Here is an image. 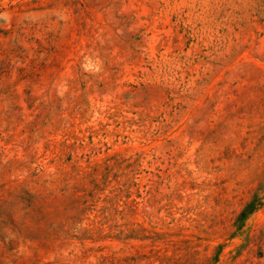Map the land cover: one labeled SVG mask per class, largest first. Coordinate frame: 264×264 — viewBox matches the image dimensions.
<instances>
[{"label": "rangeland", "instance_id": "obj_1", "mask_svg": "<svg viewBox=\"0 0 264 264\" xmlns=\"http://www.w3.org/2000/svg\"><path fill=\"white\" fill-rule=\"evenodd\" d=\"M0 264H264V0H0Z\"/></svg>", "mask_w": 264, "mask_h": 264}]
</instances>
